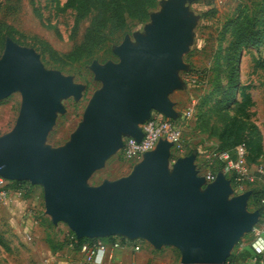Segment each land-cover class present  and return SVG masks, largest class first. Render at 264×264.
I'll use <instances>...</instances> for the list:
<instances>
[{"label": "water", "instance_id": "water-1", "mask_svg": "<svg viewBox=\"0 0 264 264\" xmlns=\"http://www.w3.org/2000/svg\"><path fill=\"white\" fill-rule=\"evenodd\" d=\"M185 1L167 2L146 27L147 36L135 45L123 43L120 65L98 69L104 86L70 142L58 149L43 142L61 110L59 99L77 93L78 87L58 71L46 70L33 50L6 39L0 99L18 91L22 105L14 128L0 136V176L42 185L45 212L53 223L66 222L77 239H139L154 249L175 247L181 264H223L260 216L257 209L245 210L250 192L228 200L231 182L223 173L205 184L186 157L177 159L169 174L171 144L161 139L128 177L96 187L85 183L93 169L121 148L124 136L141 138L139 125L151 111L173 117L158 82L169 79L185 36Z\"/></svg>", "mask_w": 264, "mask_h": 264}, {"label": "rangeland", "instance_id": "rangeland-1", "mask_svg": "<svg viewBox=\"0 0 264 264\" xmlns=\"http://www.w3.org/2000/svg\"><path fill=\"white\" fill-rule=\"evenodd\" d=\"M66 1L0 0V23L17 31L13 38L4 36L0 60L5 40L11 39L19 46L33 50L46 70L58 71L78 87L77 93L59 99L61 110L55 112L53 124L43 142V146L49 149L65 146L83 122L91 101L104 86L98 77V69L120 65L123 43L128 41L135 44L146 33V21L127 16L125 28L111 35L106 32L107 41L97 47L90 59L71 61L65 55L82 42L91 16L79 23L72 37L75 13L73 8L66 5ZM243 14L256 15L262 23L260 27H263L264 0H187L184 17L189 20L182 23L185 36L179 41L175 64L168 71L169 79L158 82L169 114L173 116L171 119L179 127L184 148L182 153H177L170 146L169 174L174 162L186 157L192 159L197 175L207 170L215 175L223 173V167L212 153L224 150L232 153L236 144L243 140L248 144V159L254 160L258 154L256 149L262 142V133L255 120L264 121V42L258 48L243 47L234 102L224 107L222 100L227 76L224 55L233 40L231 26L227 24L237 15ZM40 42L48 43L55 54L43 53ZM193 101L196 103L195 108L192 107ZM21 105L22 96L18 91L0 99V136L14 128ZM191 108L193 110L187 115ZM117 151L91 171L85 180L88 187L125 178L133 172V166H126ZM224 176L229 177L227 174ZM230 182L232 190L228 200L237 194L233 191V182ZM26 188L28 194L23 196L29 210V214H26L30 216L28 221L38 225L45 239L54 243L69 238L72 231L68 224L64 221L53 223L45 212L42 185L29 183ZM204 188L205 184L200 191L203 192ZM245 210H255L251 199H248ZM16 222L17 217L7 204H0V264H36L33 259H29L32 250L23 240L24 230L15 229ZM21 223L18 222V225ZM248 240L249 233L241 235L231 252ZM144 246L150 254L157 255L160 251L159 254L164 252L165 255L173 256L178 264L179 252L175 247L162 245L154 249L148 243H144ZM42 251V248H36V252Z\"/></svg>", "mask_w": 264, "mask_h": 264}, {"label": "trees", "instance_id": "trees-1", "mask_svg": "<svg viewBox=\"0 0 264 264\" xmlns=\"http://www.w3.org/2000/svg\"><path fill=\"white\" fill-rule=\"evenodd\" d=\"M156 3L157 0H67L66 5L73 8L75 13L71 29L72 37L75 36L79 23L82 20L91 16V21L82 42L66 54L65 57L71 61L90 59L97 47L107 41V34L111 35L125 28L127 16L139 21H146ZM261 24L256 15L249 16L247 14L237 15L233 20L228 21L227 26H231L233 40L229 43L224 55V65L227 69L226 90L222 99L224 107H229L235 99L241 50L243 47L258 48L264 42V26L260 27ZM14 33H17V31L13 27L0 23V47L3 45L4 36L9 35L13 38ZM40 44L43 53L55 54V51L51 49L48 43L40 42ZM259 146L256 149L258 153L260 150ZM218 162L222 168V162ZM230 180L233 181L232 176H230ZM26 186H29V183L26 181L19 180L12 182V187L21 191L23 195L28 194ZM263 196L264 190L253 189L250 197L254 209L259 210L262 214L264 213V206L260 201ZM94 239H77L73 232H70L69 238L62 241H67L80 247L83 242L93 241ZM45 240L52 250L59 249L60 244H62V242L54 243L52 240ZM252 256L258 258L260 255L255 254L250 246H246L240 251L234 250V252H231L223 264H247Z\"/></svg>", "mask_w": 264, "mask_h": 264}, {"label": "built area", "instance_id": "built-area-1", "mask_svg": "<svg viewBox=\"0 0 264 264\" xmlns=\"http://www.w3.org/2000/svg\"><path fill=\"white\" fill-rule=\"evenodd\" d=\"M195 105L196 103L193 101L192 107L195 108ZM192 110V108L188 110L187 115ZM139 126L142 131L141 138L137 140L131 136H124L122 146L117 152L118 157L126 166H133L139 162L143 154L153 150L161 139L168 141L177 153L184 151L179 127L173 119L153 110L150 112V116ZM212 156L222 162V172L233 177L234 192L238 193L247 181L252 180L247 164L248 147L244 140L236 144L232 153L214 151ZM202 176H204L205 184H207L212 182L216 175L207 170ZM12 182L0 176V203H6L12 195H23L21 191L12 187ZM260 202L264 206V196ZM144 243L146 242L139 239L120 236H112L108 240L85 241L80 245L84 257L82 264H101L98 255L107 249L130 247L133 252H139L145 247ZM248 244L255 254L264 255V213H260L257 222L252 226L249 232ZM255 262L256 258L252 256L247 264H255Z\"/></svg>", "mask_w": 264, "mask_h": 264}, {"label": "crops", "instance_id": "crops-1", "mask_svg": "<svg viewBox=\"0 0 264 264\" xmlns=\"http://www.w3.org/2000/svg\"><path fill=\"white\" fill-rule=\"evenodd\" d=\"M169 1L170 0L161 2L160 0H157L156 6L151 9L148 19L146 20V27H150L152 25L153 18L161 13L164 5ZM186 3L187 0L184 3L185 8ZM148 34V31H146L142 37H145ZM131 44H138L137 40L135 44ZM255 123L258 125V130L262 133V142L259 146V153L254 159L255 161L247 159L248 169L252 180L247 181L242 187V190L236 194L239 195L245 192H250L248 199H250L253 189L264 190V121L255 120ZM228 176V179L230 180L231 175ZM25 199L26 198L23 195H12L6 203L0 204H7L8 209H11L12 213H14L17 217V222L14 223L16 224L15 229L18 231L24 230L25 235L23 236V240L32 250L29 259H33L36 264H82L84 258L83 253L77 245H73L67 241H62L59 249L52 250L50 248L45 240V237L40 232V227L28 221V217L30 216L26 215L29 214V210ZM18 222L23 223L18 225ZM111 237L112 236L95 238L94 240H106V238L110 239ZM246 246H249L248 241L240 243L235 250L240 251ZM36 248H42L43 251L36 252ZM159 253L160 251H158L157 255L152 253L150 254L146 247L139 252H133L130 247H121L117 249H107L105 252L99 253L98 258L101 259V264H155L157 262L159 264H176L173 256L169 254L165 255L164 252L162 254ZM178 255L179 258H177V262L178 264H181L180 253ZM255 258V264H264V255L260 254L258 258Z\"/></svg>", "mask_w": 264, "mask_h": 264}]
</instances>
